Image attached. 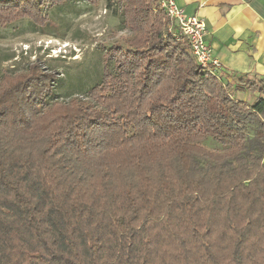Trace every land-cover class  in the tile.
Returning <instances> with one entry per match:
<instances>
[{
  "label": "trees",
  "instance_id": "16d2710c",
  "mask_svg": "<svg viewBox=\"0 0 264 264\" xmlns=\"http://www.w3.org/2000/svg\"><path fill=\"white\" fill-rule=\"evenodd\" d=\"M76 1L99 0H0V25ZM105 1L130 36L80 95L61 100L36 62L0 70V264H145L164 237L221 226L240 264L264 230V78L202 68L175 22L164 37L158 0Z\"/></svg>",
  "mask_w": 264,
  "mask_h": 264
},
{
  "label": "rangeland",
  "instance_id": "374dc122",
  "mask_svg": "<svg viewBox=\"0 0 264 264\" xmlns=\"http://www.w3.org/2000/svg\"><path fill=\"white\" fill-rule=\"evenodd\" d=\"M105 4V0L97 3L76 1L56 8L45 4L43 10L47 15L34 21L36 26L28 19L0 25V70L26 72V65L36 62L41 69L56 74V92L61 100L80 95L84 88L98 81L104 48L113 43L122 44L130 36L127 30L117 29L118 20L106 10ZM160 21L167 34L164 37L168 36L166 32L175 30L168 16ZM211 74L217 77L214 72ZM202 145L213 150L222 149L210 140ZM153 223L158 222L153 221L150 226ZM155 232L159 234L160 230ZM216 232L219 235L211 233L206 238L203 233L196 239L189 236L183 244L170 236L164 237L162 241L167 244L161 245L158 253L155 250L145 264H214L206 257L202 240L214 245V252H209L219 264H237L230 258L237 231L221 226ZM240 259V264H264V230H251Z\"/></svg>",
  "mask_w": 264,
  "mask_h": 264
},
{
  "label": "crops",
  "instance_id": "0c3cea01",
  "mask_svg": "<svg viewBox=\"0 0 264 264\" xmlns=\"http://www.w3.org/2000/svg\"><path fill=\"white\" fill-rule=\"evenodd\" d=\"M187 16L205 23V39L219 60L217 77L264 78V0H175ZM235 98L246 102L254 96L242 91Z\"/></svg>",
  "mask_w": 264,
  "mask_h": 264
},
{
  "label": "built area",
  "instance_id": "2783aa9c",
  "mask_svg": "<svg viewBox=\"0 0 264 264\" xmlns=\"http://www.w3.org/2000/svg\"><path fill=\"white\" fill-rule=\"evenodd\" d=\"M159 4L184 35L193 56L200 66L211 73L217 74L216 71L220 67V63L213 56L211 47L206 42L204 21L197 17L187 16L183 9L176 5L175 0H160Z\"/></svg>",
  "mask_w": 264,
  "mask_h": 264
}]
</instances>
